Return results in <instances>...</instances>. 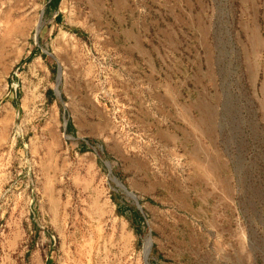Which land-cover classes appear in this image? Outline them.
I'll list each match as a JSON object with an SVG mask.
<instances>
[{
  "label": "rangeland",
  "instance_id": "1",
  "mask_svg": "<svg viewBox=\"0 0 264 264\" xmlns=\"http://www.w3.org/2000/svg\"><path fill=\"white\" fill-rule=\"evenodd\" d=\"M65 1L55 26L48 0H0V99L21 106L0 264H264V0H77L83 21ZM114 8L136 57L97 41ZM46 174L53 211L32 216Z\"/></svg>",
  "mask_w": 264,
  "mask_h": 264
},
{
  "label": "crops",
  "instance_id": "2",
  "mask_svg": "<svg viewBox=\"0 0 264 264\" xmlns=\"http://www.w3.org/2000/svg\"><path fill=\"white\" fill-rule=\"evenodd\" d=\"M50 1L51 0H48V4ZM65 2H66L65 0H60L58 5H57L58 8H56L55 10H51L47 6L48 13L50 11L53 12V19L52 20H53L55 26H58L59 24H61L62 21L65 19V17H63V12L66 10ZM73 2H74V5L69 7L68 11L69 12L71 11V12H73V14L74 13L76 14L74 20H82V16H81L80 11L77 7V0H73ZM119 12H122L120 8H114L112 10V13L114 14V17L113 16L112 17L116 21L118 30L116 32H111L109 34H101L97 37L98 42L103 43V44H108L109 46L112 47V49H114L113 55H114V57H117V58H120L121 56H120L119 52H117L118 51L117 45L116 44L114 45V43H120V42L121 43H128V46H130V48L132 50L138 49L140 46H142L141 45L142 37L138 31V26L135 23V20L133 18L124 19L123 16L121 15V13H119ZM124 12H126V11H124ZM69 19L72 22H74V20H72V14L69 16ZM62 28H63V30L68 31V32H70L76 36H80V37L84 36V33L79 28H66V27H62ZM60 32L62 33L63 36L65 34H67L64 31H60ZM6 33H7V31L5 32V35H6ZM134 50L132 51V55L136 57V56H138V54L136 52H134ZM102 52L105 54H108V52H110V51H102ZM2 55H3V51L0 50V57ZM152 68H154L153 64H152L151 60L148 59L147 60V66L145 68L146 71H145V73L142 72V74H144V76H147V78L150 79V75H152V74H150L152 72ZM171 70L178 71L176 69V67H174V66H172ZM51 94H52V90L51 89L47 90L46 96L51 95ZM14 96H15V98H17L18 92H14ZM171 102H172V100L171 101L164 100L163 104L167 105L169 103V105H170ZM21 105L23 107H25L26 104L21 103ZM0 106L2 107V111H3V113L0 115V203H2L3 202L2 198H4L5 191L9 190L13 194L15 192V190H18V186H19L18 185L17 187H15L12 183V181L15 180L17 177L16 169H14L15 161L13 159L10 160L11 158L10 159L5 158L4 153H2V151H3L4 147H8L9 150H11V148H12L13 144L9 145L8 132H9V128H10V125L12 123V120H13L14 112H15V110H18V107L21 108V106L16 104V99L13 102H11L5 98L0 99ZM70 126L72 128L71 124H70ZM162 128L163 127L159 128L157 135H158V138L164 142V141L169 140L170 134L165 132V130H163ZM83 149H86V147L83 146ZM6 154H7V156H9L10 153L6 152ZM12 164H13V166H12ZM48 176L49 175L46 174V178L45 177L43 178L42 187H41L42 195H41V199H40V204H38L39 206H36L37 204L34 206V209H33L34 212H32V216H34L35 214L37 215L38 212L42 213L45 211L43 204H46L45 206H46L47 213L53 211V196H52L53 192L49 191V188H48ZM15 185H17V183ZM5 213H6V211H3V214H5ZM1 216L2 215L0 214V218H1ZM14 220L17 221V219H14ZM0 232L2 235H4L6 233L8 235L16 236V235H20V227L15 225L13 228H9V230H7L6 227L2 226V227H0ZM10 244L12 246L14 245L13 243H10Z\"/></svg>",
  "mask_w": 264,
  "mask_h": 264
},
{
  "label": "trees",
  "instance_id": "3",
  "mask_svg": "<svg viewBox=\"0 0 264 264\" xmlns=\"http://www.w3.org/2000/svg\"><path fill=\"white\" fill-rule=\"evenodd\" d=\"M59 1L60 0H51L50 2H49V4H48V7L51 9V10H55L56 8H57V5H58V3H59ZM72 128H71V126H70V123L69 122H67V124H66V133H71L72 132V130H71ZM111 198H112V201L113 202H116V198H115V196H111ZM140 215H139V213L137 212V211H133L132 212V219H130V224L132 225V228L134 229V232H135V234L136 235H140L141 234V230H140V226H137L136 225V222L138 221V220H140ZM45 264H53L52 263V261L49 259V258H47L46 260H45Z\"/></svg>",
  "mask_w": 264,
  "mask_h": 264
},
{
  "label": "bare ground",
  "instance_id": "4",
  "mask_svg": "<svg viewBox=\"0 0 264 264\" xmlns=\"http://www.w3.org/2000/svg\"><path fill=\"white\" fill-rule=\"evenodd\" d=\"M2 19V18H1ZM7 19V18H6ZM6 19H5V21H6ZM19 23V22H18ZM17 22H15V20H14V22H11V21H7V22H4V24H5V26H7V29H6V31H7V33H9V34H12V33H15L16 31H18V28H19V24H18ZM0 24H1V22H0ZM37 29H38V26L36 27ZM5 35V34H4ZM7 39V38H6ZM132 197V196H131ZM148 249H149V244L147 243V244H145V249H144V254H145V256H146V254H147V252H148Z\"/></svg>",
  "mask_w": 264,
  "mask_h": 264
},
{
  "label": "water",
  "instance_id": "5",
  "mask_svg": "<svg viewBox=\"0 0 264 264\" xmlns=\"http://www.w3.org/2000/svg\"><path fill=\"white\" fill-rule=\"evenodd\" d=\"M38 33V29L36 30V34Z\"/></svg>",
  "mask_w": 264,
  "mask_h": 264
}]
</instances>
